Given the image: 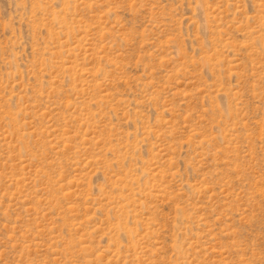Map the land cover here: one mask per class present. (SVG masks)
Masks as SVG:
<instances>
[{"label":"rangeland","instance_id":"1","mask_svg":"<svg viewBox=\"0 0 264 264\" xmlns=\"http://www.w3.org/2000/svg\"><path fill=\"white\" fill-rule=\"evenodd\" d=\"M0 264H264V0H0Z\"/></svg>","mask_w":264,"mask_h":264}]
</instances>
